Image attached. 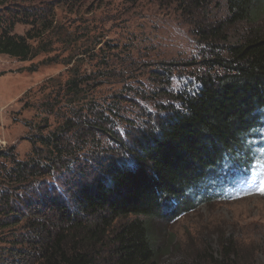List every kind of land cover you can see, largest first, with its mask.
Listing matches in <instances>:
<instances>
[{
    "label": "trees",
    "instance_id": "16d2710c",
    "mask_svg": "<svg viewBox=\"0 0 264 264\" xmlns=\"http://www.w3.org/2000/svg\"><path fill=\"white\" fill-rule=\"evenodd\" d=\"M176 2L204 45L202 68L191 72L196 81L162 87L175 64L163 63L148 71L156 87L147 89L143 67L119 61L111 68L123 73V84L99 98L97 79L113 64L107 51L90 57L99 72L88 71L90 49L79 37H60L54 0H0V53L28 60L57 43L71 50L63 59L67 76L44 83L45 117L32 127L31 152L20 159L15 146L4 151L0 242L10 247L0 264H247L232 238L221 240L219 252L205 244L174 262L143 218L167 212L175 200L187 211L212 190L247 181L243 169L262 149L264 0ZM18 23L28 26L24 33L15 32ZM157 88L174 102L156 103L153 117L138 98L154 99Z\"/></svg>",
    "mask_w": 264,
    "mask_h": 264
},
{
    "label": "rangeland",
    "instance_id": "374dc122",
    "mask_svg": "<svg viewBox=\"0 0 264 264\" xmlns=\"http://www.w3.org/2000/svg\"><path fill=\"white\" fill-rule=\"evenodd\" d=\"M54 1L59 5L56 14L60 37H79L82 39L79 45L90 49L84 68L99 72L96 60L105 51L111 55L113 64L106 68L108 74H100L102 78L97 79L96 95L99 98L110 95L123 84L120 82L123 73L118 70L113 73L112 70L120 67L119 61L136 64L137 68L142 66L141 72L145 75L141 80L147 89L156 87L148 71L161 67L163 63L175 64L170 84L162 83V87L174 90L183 83L196 81L191 72L202 68L204 45L195 36L190 18L180 14L176 0ZM260 26L264 30V20ZM27 28V25L18 23L15 32L24 33ZM240 39L231 37L232 42ZM54 47L55 50L28 60L0 53V165L7 163L4 151L11 146H15L18 158L28 156L32 149V141L28 138L32 136V127L45 117L42 103L49 90L43 88L44 83L50 77L67 76L63 59L71 50L66 51L65 45L59 43ZM92 55L97 59H90ZM50 58L53 60L49 61ZM158 89L160 92L161 88ZM149 95L157 96L154 99L148 96L147 99L138 98V104L147 107L153 117L159 113L156 103L174 102L161 92L160 95ZM132 104L127 105L132 108ZM126 112L134 119L138 117L129 108ZM49 124L51 128L56 126L51 117ZM137 125H142L140 120ZM127 128V125H119L120 134L132 139L133 134L126 132ZM259 136L261 139L256 146H262L258 151L259 155L262 154L258 155L253 166L244 167L242 175L262 169L260 176L247 179L242 186L226 187L224 184L212 190L210 198L199 201L187 211L181 212L179 202L175 200L167 212L143 216L159 245L165 251L169 249L167 256H172L174 262L176 257L187 256L205 244L219 252L221 240L232 238L244 253L243 257H247V260L242 258L243 262L264 264V193L260 191L264 184V130ZM248 156L254 159L251 153ZM51 183L60 191V182ZM9 247V243L0 242V262L3 255H8L6 250Z\"/></svg>",
    "mask_w": 264,
    "mask_h": 264
},
{
    "label": "snow or ice",
    "instance_id": "6c2138e0",
    "mask_svg": "<svg viewBox=\"0 0 264 264\" xmlns=\"http://www.w3.org/2000/svg\"><path fill=\"white\" fill-rule=\"evenodd\" d=\"M260 191L264 193V184L261 185Z\"/></svg>",
    "mask_w": 264,
    "mask_h": 264
}]
</instances>
